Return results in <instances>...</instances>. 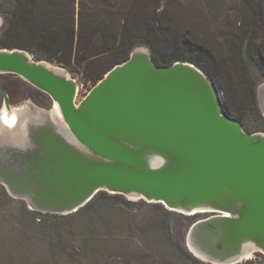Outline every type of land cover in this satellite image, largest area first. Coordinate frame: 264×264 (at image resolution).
Returning <instances> with one entry per match:
<instances>
[{
    "label": "water",
    "instance_id": "water-1",
    "mask_svg": "<svg viewBox=\"0 0 264 264\" xmlns=\"http://www.w3.org/2000/svg\"><path fill=\"white\" fill-rule=\"evenodd\" d=\"M2 75L53 104L13 106L0 85V185L31 211L68 216L107 192L185 216L211 214L186 236L204 263L264 256V132H247L225 112L222 92L195 65L158 66L139 47L79 103L70 72L27 51L0 49ZM4 111L17 115L15 125Z\"/></svg>",
    "mask_w": 264,
    "mask_h": 264
},
{
    "label": "trees",
    "instance_id": "trees-1",
    "mask_svg": "<svg viewBox=\"0 0 264 264\" xmlns=\"http://www.w3.org/2000/svg\"><path fill=\"white\" fill-rule=\"evenodd\" d=\"M0 15V49L27 51L92 87L139 47L158 66L193 64L220 88L225 112L247 132H264L257 96L264 83V0H0ZM37 104L51 107L49 99ZM0 191L15 201L1 185ZM134 206L149 215L139 220ZM28 215L53 232L50 253L69 264H207L186 246L194 223L162 204L100 192L72 215ZM71 219L85 233L79 245L62 223ZM241 264H264V256Z\"/></svg>",
    "mask_w": 264,
    "mask_h": 264
},
{
    "label": "rangeland",
    "instance_id": "rangeland-1",
    "mask_svg": "<svg viewBox=\"0 0 264 264\" xmlns=\"http://www.w3.org/2000/svg\"><path fill=\"white\" fill-rule=\"evenodd\" d=\"M4 24V17L0 15V32L3 29ZM70 76L74 78L71 74ZM0 85L6 91L9 100L12 101L13 99L15 103H24V101L31 100L36 103H43L39 98L40 91L18 77L13 75H2L0 76ZM261 86H264V83H261L260 87ZM15 92L19 93V95L15 96ZM261 97H264V90ZM49 101L52 107L53 104L50 98ZM3 103L4 96L0 92V111L4 107ZM4 189L7 192L5 187ZM7 195L10 196L8 192ZM10 198L15 201H10L0 191V264H69L68 262L63 261V259L60 260L59 258L54 257L50 253V245L53 242V232L43 228L41 225L39 227V224L32 220L28 215V211H31L28 204L23 201L26 204V209H28L25 210L23 203L21 202L22 200L15 199L11 196ZM133 208L135 210L133 214L138 216L139 220L145 216L144 214L149 215L148 212H150V210L144 206H134ZM210 215L211 214H198L186 217H188L192 223H196L197 221L208 218ZM97 222L98 219H96L95 227H101V223L98 224ZM62 223L67 224V226L70 225L68 232L71 234L72 241L79 245L83 237L81 232H84L81 231V229L78 230L79 227L77 228V226H80V224H78L77 220L71 219ZM86 223H89L90 225V222ZM81 226L83 228L82 223ZM134 242L139 247H146L140 239H136L133 243ZM119 244V242H113L109 244V246H114L115 248L118 247ZM133 245L135 246V244Z\"/></svg>",
    "mask_w": 264,
    "mask_h": 264
},
{
    "label": "built area",
    "instance_id": "built-area-1",
    "mask_svg": "<svg viewBox=\"0 0 264 264\" xmlns=\"http://www.w3.org/2000/svg\"><path fill=\"white\" fill-rule=\"evenodd\" d=\"M76 83H77V103L82 101L91 91L93 88L90 84L86 83L85 80L83 79V76H77L74 77Z\"/></svg>",
    "mask_w": 264,
    "mask_h": 264
},
{
    "label": "bare ground",
    "instance_id": "bare-ground-1",
    "mask_svg": "<svg viewBox=\"0 0 264 264\" xmlns=\"http://www.w3.org/2000/svg\"><path fill=\"white\" fill-rule=\"evenodd\" d=\"M3 120L9 125H15L17 122V115L14 113L12 116H9L6 111L3 113Z\"/></svg>",
    "mask_w": 264,
    "mask_h": 264
},
{
    "label": "flooded vegetation",
    "instance_id": "flooded-vegetation-1",
    "mask_svg": "<svg viewBox=\"0 0 264 264\" xmlns=\"http://www.w3.org/2000/svg\"><path fill=\"white\" fill-rule=\"evenodd\" d=\"M14 95H15V96H18L19 93L15 92ZM39 98H40V100H42V101L49 99V97H48L46 94L42 93V92H39ZM31 101L34 102L33 100H31ZM24 102H25V101H24ZM34 103L37 104L36 102H34ZM10 104L13 105V106H18V105L22 104V102L15 103V102L13 101V99H12V101L10 100ZM37 105H38V104H37ZM38 106H39V105H38ZM210 216H211V215H210Z\"/></svg>",
    "mask_w": 264,
    "mask_h": 264
}]
</instances>
